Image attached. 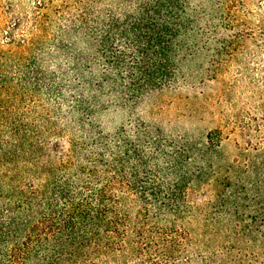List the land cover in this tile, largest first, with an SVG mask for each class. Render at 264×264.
Here are the masks:
<instances>
[{"label":"trees","instance_id":"trees-1","mask_svg":"<svg viewBox=\"0 0 264 264\" xmlns=\"http://www.w3.org/2000/svg\"><path fill=\"white\" fill-rule=\"evenodd\" d=\"M198 14L190 0H0V264H264V114L245 117L244 184L216 132L191 140L137 113L212 41L210 27L191 38ZM111 108L133 120L106 133ZM197 215L223 245L195 240Z\"/></svg>","mask_w":264,"mask_h":264},{"label":"rangeland","instance_id":"rangeland-1","mask_svg":"<svg viewBox=\"0 0 264 264\" xmlns=\"http://www.w3.org/2000/svg\"><path fill=\"white\" fill-rule=\"evenodd\" d=\"M190 5L199 12L191 38L207 27L214 37L210 42L201 40L192 55L178 58L175 92L159 102L142 104L137 113L147 122L158 123L167 134L191 140L216 132L222 165L232 170L230 176L239 174L245 184V117L264 114V0H190ZM131 120V113L120 108L99 116L106 133ZM243 207L241 226H245V200ZM197 216L191 226L195 240L206 241L211 248L223 245V231L220 237L200 236L196 221L202 216ZM233 235L227 243L230 255L237 251L245 255V239L237 242Z\"/></svg>","mask_w":264,"mask_h":264}]
</instances>
